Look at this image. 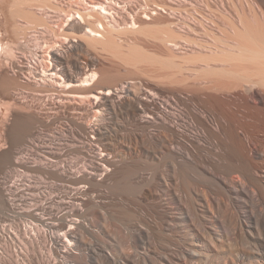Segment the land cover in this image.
<instances>
[{"label": "bare ground", "instance_id": "obj_1", "mask_svg": "<svg viewBox=\"0 0 264 264\" xmlns=\"http://www.w3.org/2000/svg\"><path fill=\"white\" fill-rule=\"evenodd\" d=\"M40 3L0 0V210L26 201L8 173L43 180L24 191L59 257L44 264H264V0L180 19L220 31L185 52L195 40L158 26L174 0H76L27 65L23 40L56 35Z\"/></svg>", "mask_w": 264, "mask_h": 264}, {"label": "rangeland", "instance_id": "obj_2", "mask_svg": "<svg viewBox=\"0 0 264 264\" xmlns=\"http://www.w3.org/2000/svg\"><path fill=\"white\" fill-rule=\"evenodd\" d=\"M41 5L37 7L38 13H42L43 15L46 14L48 17L53 18V22L51 23V28L54 29V32L56 35L46 31L47 29L38 27V30H36V34L38 35L36 40H31V37H26L23 42L24 46L27 47V49H20L19 55L23 56V63L29 65L30 61L33 60V56L30 54L31 50L34 49L35 45L38 44L40 46L41 51H45L46 47L49 44H60L63 42L65 38V28H66V19L67 14L70 13V7L73 4H76V0H40ZM257 2V0H174V4L171 6V9H164L160 13H164V17L166 18L164 22L162 21L159 23L158 26H161L159 28L163 29L164 31H174L176 33L179 32V34L183 37H186L190 41H194L191 45V43L187 44L185 41L180 44L182 52H185V50L197 49L198 47L195 44H203L205 42H209L211 39V35H218L220 34V31L216 29L215 31L210 30L208 33L205 34L206 31L202 30L201 26L198 27V25L192 26V30H185L182 27V18H211L218 14H234L239 13V10L244 8L245 2ZM45 2V4H44ZM49 2V3H48ZM123 4L132 5L134 8H136V11H142L145 10L149 13L151 9H155L154 6L156 3H158V0H120ZM47 3V4H46ZM176 3L179 5L177 6ZM49 4V5H48ZM78 4L77 6H80V8L85 9L87 6L89 7L90 4L88 3L87 6ZM47 5L49 8H47ZM46 6V7H45ZM53 6H56L55 8ZM54 10H53V8ZM174 7V9H173ZM42 8V10H41ZM52 8V9H51ZM148 10V11H147ZM171 12H169V11ZM175 10V11H173ZM57 13V14H56ZM167 13V14H166ZM190 15V16H189ZM193 17H192V16ZM211 16V17H210ZM163 17V18H164ZM169 22H168V21ZM216 20V19H215ZM167 21V23H165ZM170 22L172 24H170ZM216 22H218L216 20ZM170 24V26H168ZM157 26V27H158ZM197 29V30H196ZM161 30V31H163ZM194 32L192 33V31ZM49 31H51L49 29ZM163 31V32H164ZM184 31V32H183ZM212 31V32H211ZM186 32V33H185ZM219 32V33H218ZM5 37L4 31L1 30V33ZM208 36V37H207ZM143 36L137 37L138 40H141L143 43H145L150 49H153L154 46H156V43L150 39L142 38ZM46 39V41H44ZM123 39V37H122ZM184 43V44H183ZM200 50L197 49L196 51ZM200 52V51H199ZM100 57L104 61V63L110 67L114 64H120L119 61L115 58H113L108 53H101ZM42 60V59H41ZM47 64V60L44 62ZM31 76V80L35 77L36 79H39V77ZM172 86V85H171ZM35 94V93H34ZM36 102H38V98L36 95H31ZM5 109H3L4 111ZM5 114H3L0 117V124H1V130L4 131V125L8 124L9 122L3 120ZM53 128H48L47 131L53 132ZM5 141V139H4ZM4 141H1L0 139V150L4 149L6 147ZM26 156V155H24ZM70 160H74L75 157H70ZM7 170L3 171L6 172ZM0 172V176L5 177L7 173ZM8 172V171H7ZM10 176L13 177L14 180L17 181V186L20 191L23 190L22 193H24V199L25 202H19V204H22L24 206V209H20L14 212L8 213V215L4 214L5 212L0 210V264H44L45 261L51 260L52 263H54L55 260H58L59 257H57L52 249L50 248L51 242L47 240L46 244L47 247L43 246V241L40 238L39 239V231H38V223L29 217V212L34 210V207L32 205H35L34 202L29 200L31 197V193L24 191L25 186L31 185L35 186L39 184L41 181H43L38 175L30 172H25L23 170H15V173H8ZM27 183V185H25ZM22 195V194H21ZM35 225H33V223ZM29 225V227H27ZM33 227V229H31ZM28 229L29 235L24 236L23 230ZM35 233V235H33ZM120 243L122 246L126 247L127 242L124 239L122 235H119Z\"/></svg>", "mask_w": 264, "mask_h": 264}]
</instances>
